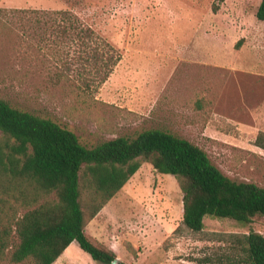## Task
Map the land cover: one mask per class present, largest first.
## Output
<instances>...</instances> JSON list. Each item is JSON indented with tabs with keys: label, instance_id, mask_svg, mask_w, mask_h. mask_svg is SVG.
<instances>
[{
	"label": "rangeland",
	"instance_id": "1",
	"mask_svg": "<svg viewBox=\"0 0 264 264\" xmlns=\"http://www.w3.org/2000/svg\"><path fill=\"white\" fill-rule=\"evenodd\" d=\"M259 2L0 0V97L69 128L88 147L168 130L204 149L231 179L264 186V149L255 144L264 133ZM23 10H67L81 23H34ZM113 50L120 58L105 77ZM250 230L264 234V215L247 224L205 216L200 232L186 228L178 180L147 162L88 224L116 264H236L235 236ZM67 256L101 264L76 241ZM0 264L33 262L4 256Z\"/></svg>",
	"mask_w": 264,
	"mask_h": 264
},
{
	"label": "trees",
	"instance_id": "2",
	"mask_svg": "<svg viewBox=\"0 0 264 264\" xmlns=\"http://www.w3.org/2000/svg\"><path fill=\"white\" fill-rule=\"evenodd\" d=\"M21 12L34 23H81L67 10ZM256 17L264 20V0ZM119 58L113 50L105 77ZM255 144L264 149V133ZM143 162L178 180L182 223L191 231L203 229L205 216L247 224L264 215V186L231 179L187 138L148 128L88 147L69 128L0 97V257L52 264L76 241L93 260L110 264L116 253L85 227ZM234 249L236 264H264V234L235 236Z\"/></svg>",
	"mask_w": 264,
	"mask_h": 264
},
{
	"label": "crops",
	"instance_id": "3",
	"mask_svg": "<svg viewBox=\"0 0 264 264\" xmlns=\"http://www.w3.org/2000/svg\"><path fill=\"white\" fill-rule=\"evenodd\" d=\"M251 85V84H250ZM250 85H248V92H252V89L250 90ZM253 86V84L251 85ZM264 107V105H262ZM95 218V217H94ZM93 218V219H94ZM93 219L91 220V222L93 221ZM89 224V223H88ZM88 224L85 227L86 232L88 233ZM74 241H72L62 252V254H60L58 256V258L52 263V264H72L71 258L70 256H67L64 258V254L67 252V250L69 249L70 246H72Z\"/></svg>",
	"mask_w": 264,
	"mask_h": 264
},
{
	"label": "water",
	"instance_id": "4",
	"mask_svg": "<svg viewBox=\"0 0 264 264\" xmlns=\"http://www.w3.org/2000/svg\"><path fill=\"white\" fill-rule=\"evenodd\" d=\"M117 261H118V258H115L114 260H112V261H111V263H110V264H116V263H117Z\"/></svg>",
	"mask_w": 264,
	"mask_h": 264
}]
</instances>
